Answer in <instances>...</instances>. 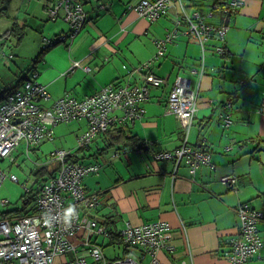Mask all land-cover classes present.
Returning a JSON list of instances; mask_svg holds the SVG:
<instances>
[{
  "label": "crops",
  "instance_id": "crops-1",
  "mask_svg": "<svg viewBox=\"0 0 264 264\" xmlns=\"http://www.w3.org/2000/svg\"><path fill=\"white\" fill-rule=\"evenodd\" d=\"M104 1L107 11H96L90 3L84 6L87 21L76 43L61 47L44 68L41 83L50 102L65 91L82 97L112 81L142 82L139 65L152 57L153 39L171 29L178 14L174 4L168 14L151 23L127 9L128 3L138 0ZM183 2L189 11L204 14L207 22L227 26L225 55L213 52L218 41L212 39L205 49L204 73L192 74L201 46L194 36L179 33L151 68L166 82L150 89L148 99L140 103L144 113L125 123L146 145H118V151L112 150L117 157L107 153L99 160L103 163L99 173L87 175L83 184L88 193L98 194L102 217L121 223L126 219L134 224L158 219L169 223L175 250L158 252L159 264L183 260L230 264L226 241L238 232L236 208L248 202L264 211V0H242L230 15L221 12L222 0ZM74 61L80 66L74 67ZM86 66L91 70L86 71ZM178 75L191 78L199 89L187 141L209 151L212 168L193 169L183 161L175 168L172 160L153 158L154 152L173 150L182 143L184 132L167 109V96ZM228 102L230 107L224 108ZM223 109L230 113L228 126L220 118ZM80 122L86 127L85 121ZM224 174L236 175V183H223ZM259 229L264 245V221ZM135 251L139 264L142 257H148L145 264H152L149 253ZM247 264H264V260L252 258Z\"/></svg>",
  "mask_w": 264,
  "mask_h": 264
},
{
  "label": "built area",
  "instance_id": "built-area-1",
  "mask_svg": "<svg viewBox=\"0 0 264 264\" xmlns=\"http://www.w3.org/2000/svg\"><path fill=\"white\" fill-rule=\"evenodd\" d=\"M174 2L178 4L180 11L177 25L167 29L163 37L153 40L155 53L139 65L142 82L127 83L119 88L108 84L82 98H75L65 91L50 102L47 87L35 80L37 74L34 73L32 78H27L20 87L1 99L0 161L20 145L29 151L30 147L35 148L44 140H53V126L61 122H86V127L77 136L79 147L91 144L98 133L105 131L112 123H132L144 113L140 103L148 99L150 89L166 82L165 78L153 73L150 66L164 56L167 44L176 39L179 33L194 36L200 44L201 57L197 67L191 68V73L201 77L208 42L212 39L218 41L213 44L214 53L226 52L223 45L227 31L225 24L214 25L207 22L205 15L199 10L189 11L183 0H138L128 7L138 16L155 20ZM241 4L242 0H227L223 9L230 15L236 13ZM101 6L105 8L104 5ZM48 13L53 20L62 13L64 20L72 28L71 40L81 30L85 20L82 2L78 0H56ZM180 25L185 28L180 30ZM59 40H65V36H59ZM50 42L48 39L44 47ZM5 53L0 48V56ZM73 66H80V63L74 61ZM84 69L89 71L90 67L86 66ZM198 90L191 78L179 75L175 77L167 96V109L178 119L184 135L179 147L154 152L152 155L155 160H172L175 168L181 161L193 169L201 165L213 167L209 151L192 146L187 141L197 109ZM230 105L228 102L224 108H229ZM223 111L220 118L228 126L230 113L224 109ZM143 144L146 145L145 142ZM51 154L54 160L59 161V167L48 183L35 193L34 211L6 217L0 215V264H139L138 259L130 255L113 261L104 260L99 245L94 241L99 235L108 236L110 230L96 219L93 209L99 204L97 195L88 193L82 180L88 173L96 172L100 163L68 161L67 156L73 153L65 149H57ZM117 155V152L114 153V156ZM5 178L6 173L0 167V185ZM10 178L16 179L14 175ZM220 180L234 185L237 177L234 174H224ZM29 190L30 187L25 189L26 192ZM235 211L239 225L238 232L227 239L228 249L225 253L229 263L247 264L252 258L264 260L263 242L258 233V224L264 221V212L253 208L248 202L241 203ZM116 233L121 242L130 248L149 253L152 264H159L158 252L173 253L175 250L171 228L166 220L158 219L142 224L125 220L116 229ZM67 254L71 257L68 258ZM177 264L189 263L183 260Z\"/></svg>",
  "mask_w": 264,
  "mask_h": 264
},
{
  "label": "rangeland",
  "instance_id": "rangeland-1",
  "mask_svg": "<svg viewBox=\"0 0 264 264\" xmlns=\"http://www.w3.org/2000/svg\"><path fill=\"white\" fill-rule=\"evenodd\" d=\"M43 4V0L5 1L7 16L0 17V48L6 53L12 54L13 57L0 61L1 89L10 91L18 88L27 78H32L34 73L37 74L35 80L41 82L44 68L53 60L56 53L60 52L59 49L61 47H72L76 43L77 36L72 41L68 37L65 41H54L44 47V43L48 39L51 40L57 35L58 37L62 36L63 32L66 33L69 30V25L64 21L62 13L56 20L48 19V13L43 8ZM15 21L17 25L19 24L23 28L21 37L19 38L15 32L4 36V33L10 30ZM184 28V26L181 27L182 30ZM262 43L264 44V42ZM53 128V140L42 142L36 150H31L32 148L30 147L29 151H26L25 147L23 148V145H20L13 149L10 155L0 161V167L6 173V178L0 185L1 211L24 207L22 195L25 194L27 187L35 184L36 177L33 175V171L38 165L42 164L47 165L49 168L53 167L54 157L51 154L52 151L65 149L70 150L72 153L77 152L78 157H84L82 159L79 158V160L85 162L99 161L106 157L107 153H109L111 158H116L114 151H112L116 150L114 147L107 148V151L99 153H94L95 151L92 148L78 150L79 142L77 136L84 130V122L77 120L67 123L61 122L53 126ZM90 154L91 156L89 157L88 155ZM106 167H110V164ZM11 175H14L16 179H11ZM3 200H5V203H2ZM34 206L35 201L32 200L25 208L29 213ZM19 214H24V212ZM96 214L98 217L104 216V208L99 207ZM120 225L121 222L116 221L111 224V227L114 228L116 226L119 228ZM104 239L103 235H99L97 243L104 244L103 252L107 258L123 257L126 252L128 255L136 253L135 249L130 250L128 248V251H124V246L120 242H118L120 243L119 245L118 243L112 245L109 244L107 238L106 240ZM67 257L70 258L71 255L67 254ZM140 261L145 264L148 262V257H142Z\"/></svg>",
  "mask_w": 264,
  "mask_h": 264
},
{
  "label": "trees",
  "instance_id": "trees-1",
  "mask_svg": "<svg viewBox=\"0 0 264 264\" xmlns=\"http://www.w3.org/2000/svg\"><path fill=\"white\" fill-rule=\"evenodd\" d=\"M5 1L6 0H0V17L1 16H7V10H6V7H5ZM44 1V4H43V8L47 11V13L49 12V9L51 8V7H53V5L56 3V0H43ZM78 1H80V2H82V8H83V10H84V12H85V20H84V22H83V25H82V27H81V30L84 28V26H85V24H86V21H87V13H86V11H85V9H84V6H86V4L87 3H90L91 5H92V7L96 10V11H103V10H108L109 9V5H108V3H105V1L104 0H78ZM219 1V0H218ZM227 3V0H222V2L220 3L221 4V12H223V13H225L226 15H228V12H226L224 9H223V6H224V4H226ZM129 4H131V3H128L127 4V9H129L128 8V5ZM174 4H176L177 5V7H178V14H177V17L175 18V20H174V23H173V26L172 27H174L175 25H177L176 23V21H177V19H178V16L180 15V11H179V6H178V4L176 3V2H174L173 4H172V6L174 5ZM101 5H104V7L105 8H103ZM171 6V7H172ZM171 7L169 8V9H167L166 10V12L165 13H163V14H161L159 17H157L155 20H148L147 18H145V19H147L148 21H150L151 23H153V22H155V21H157L159 18H161V17H163V16H165L166 14H168L170 11H171ZM49 14V13H48ZM234 14V13H233ZM141 17V16H140ZM144 18V17H143ZM48 19H50L49 18V16H48ZM56 20V19H55ZM65 21V20H64ZM67 24L69 25V23L67 22ZM16 27V28H15ZM23 28L22 27H20L19 26V24L17 25V22L15 21L14 23H13V25H12V27L10 28V30H8V31H6L5 33H4V36H6V35H8V34H13L14 32H15V34L20 38L21 37V34H22V32H23V30H22ZM80 30V31H81ZM79 31V32H80ZM71 32H72V28L70 27V25H69V30L66 32V33H64L63 32V35L65 36V40H66V38H70V34H71ZM79 32L75 35V37L79 34ZM165 34V33H164ZM164 36V35H163ZM162 36V37H163ZM58 35L55 37V38H53V39H51L50 41V43L49 44H51L52 42H54V41H58ZM160 38V37H159ZM155 39V38H154ZM153 39V40H154ZM64 40V41H65ZM71 40V39H70ZM73 40V39H72ZM71 40V41H72ZM175 40V39H174ZM173 40V41H174ZM172 41V42H173ZM171 42V43H172ZM154 43V42H153ZM168 45V44H167ZM156 49V48H155ZM166 49H167V46H166ZM165 53H166V51H165ZM217 54V53H216ZM217 55H225V53H223V54H217ZM153 56V55H152ZM164 56H165V54H164ZM163 56V57H164ZM13 56H12V54H10V53H5V55L4 56H0V61H2V60H6L7 58H12ZM157 62V61H156ZM156 62H154L151 66H150V70H151V68L153 67V65L156 63ZM142 64V63H141ZM90 70H91V67H90ZM140 83V82H139ZM109 84H112V85H114L115 87H117V88H119V87H122V86H124V85H126L127 83H119V82H117V81H112V82H110ZM106 85H108V84H106ZM105 86V85H104ZM103 87V86H102ZM16 89V88H15ZM100 89V88H99ZM99 89H97L96 91H98ZM14 90V89H13ZM10 91H12V90H10ZM8 89H1L0 88V100L1 99H3L9 92H10ZM96 91H94V92H96ZM68 92H70V91H68ZM94 92H92V93H94ZM71 93V92H70ZM92 93H89V94H92ZM149 93H150V91H149ZM72 95V94H71ZM86 95H88V94H86ZM73 97H75V98H82V97H77V96H74V95H72ZM85 96V95H84ZM55 126V125H54ZM54 129V128H53ZM183 131V130H182ZM97 139H100L99 140V142H96L97 141ZM44 141H46V140H44ZM44 141H42V142H44ZM42 142H40L39 144H41ZM95 142V143H94ZM144 142L143 141H140V139L136 136V135H134V134H132L130 131H129V128H128V124H125V123H112V124H110L108 127H107V129L105 130V131H103V132H99L98 133V135L93 139V141H92V143L91 144H89V145H87V146H80V147H78L79 149L78 150H84V149H90V148H92V149H94V153H99V152H103V151H107L108 149L107 148H112V147H114V148H117V149H119L118 147H120V146H118V145H126V144H133V145H138L139 147H142L144 144H143ZM39 144L35 147V148H32L31 150H36L37 148H38V146H39ZM146 144V143H145ZM200 148V147H199ZM116 149V150H117ZM118 151V150H117ZM118 153V152H117ZM89 157L91 156V154L90 155H88ZM117 157V156H116ZM79 158L80 159H82V158H84L83 156L82 157H78V154H77V152L76 153H73V155H68L67 156V160L68 161H71V160H73V161H81L82 163H85V164H89V163H100V166H99V168H98V170L96 171V172H90V173H88L87 175H90V174H95V173H98L100 170H101V168L103 167V163L101 162V161H95V160H92V161H89V162H85V161H83V160H79ZM58 167H59V161H57V160H54V165H53V167L52 168H49L47 165H44V164H42V165H38V167L33 171V175L36 177L35 178V184L33 185V186H30V190L29 191H25V194L24 195H22V201H23V204H24V207L22 206L21 208H14V209H11V210H7V211H1L0 210V215L1 216H3V217H6V216H9V215H17V214H19V213H21V212H24V213H28L27 212V210H26V206L27 205H29V203L32 201V200H35V193L46 183V181H48L50 178H52L54 175H55V173L57 172V170H58ZM87 175H85L84 177H83V179L87 176ZM82 183H83V180H82ZM84 185V184H83ZM97 195V199H98V194H96ZM98 202H99V199H98ZM98 207H99V204H98V206L95 208V209H93V212H94V214L96 215V219L100 222V223H103V224H105V225H107L108 226V228H109V230H110V234L108 235V236H104L103 235V237H105V239L104 240H106V238L108 239V241H109V244H114V243H118V242H120V243H122L123 244V246H124V251H128L127 249L129 248L130 250H134V249H132V248H130L128 245H126V244H124L123 242H121V240H120V238H119V235L116 233V229H118L116 226H114V228H112L111 227V224H114L115 223V220H113V219H111L110 218V216H105V217H98L97 216V211L99 210L98 209ZM254 208V207H253ZM256 209V208H255ZM259 210H261V209H259ZM31 211H34V208L33 209H31ZM263 211V210H262ZM264 212V211H263ZM127 220V219H126ZM125 220H123L122 221V223L124 222ZM122 223H121V225H122ZM261 223V222H260ZM259 223V224H260ZM259 224H258V233H259V235H260V229H259ZM120 225V226H121ZM119 226V227H120ZM260 237H261V235H260ZM98 239V237H96L95 239H94V241L96 242V244L97 245H99V247H100V249H101V254H102V257H103V259L104 260H106V261H113L114 259H118V258H124V257H126V256H128V253L126 252V255L125 256H123V257H114V258H107L105 255H104V252H103V246H104V244H98L97 243V240ZM261 239H262V237H261ZM227 242V241H226ZM262 242H263V240H262ZM120 243H118V245L120 244ZM263 247H264V245H263ZM136 250V249H135ZM130 252V251H129ZM131 253V252H130ZM129 253V254H130ZM169 253V252H168ZM132 254V253H131ZM134 255V254H133ZM133 255H130V256H133ZM89 260H91V259H89Z\"/></svg>",
  "mask_w": 264,
  "mask_h": 264
},
{
  "label": "water",
  "instance_id": "water-1",
  "mask_svg": "<svg viewBox=\"0 0 264 264\" xmlns=\"http://www.w3.org/2000/svg\"><path fill=\"white\" fill-rule=\"evenodd\" d=\"M225 23H227V21H225Z\"/></svg>",
  "mask_w": 264,
  "mask_h": 264
}]
</instances>
